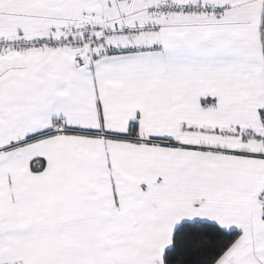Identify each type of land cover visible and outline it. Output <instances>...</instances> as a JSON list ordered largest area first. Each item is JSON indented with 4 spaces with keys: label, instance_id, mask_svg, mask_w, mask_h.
Returning a JSON list of instances; mask_svg holds the SVG:
<instances>
[{
    "label": "crops",
    "instance_id": "obj_1",
    "mask_svg": "<svg viewBox=\"0 0 264 264\" xmlns=\"http://www.w3.org/2000/svg\"><path fill=\"white\" fill-rule=\"evenodd\" d=\"M77 24L141 50L1 47ZM263 192L264 0H0V264H163L198 222L238 233L215 264H264Z\"/></svg>",
    "mask_w": 264,
    "mask_h": 264
},
{
    "label": "built area",
    "instance_id": "obj_2",
    "mask_svg": "<svg viewBox=\"0 0 264 264\" xmlns=\"http://www.w3.org/2000/svg\"><path fill=\"white\" fill-rule=\"evenodd\" d=\"M225 9L219 4H175L172 2H165L160 6L154 8L157 15L165 14L171 16H217ZM160 26H153L148 31L156 34L159 32ZM136 30L124 28L122 30L108 31L105 29H98L92 27L90 24H77L66 27L60 32L58 37L53 39H45L44 37H34L28 35H18L12 38H7L1 42V47L6 50L24 49L27 47H42L50 44L55 47H65L74 49L76 52L75 64L76 68L82 69L88 62L95 61L96 58H101L109 55L113 51H138L140 46L129 45H115L107 47V43L113 40H118L123 36L133 37ZM61 129L60 127L58 128ZM264 198V192L262 193Z\"/></svg>",
    "mask_w": 264,
    "mask_h": 264
},
{
    "label": "trees",
    "instance_id": "obj_3",
    "mask_svg": "<svg viewBox=\"0 0 264 264\" xmlns=\"http://www.w3.org/2000/svg\"><path fill=\"white\" fill-rule=\"evenodd\" d=\"M237 236L236 231L224 230L216 223L182 224L164 252L163 264H215Z\"/></svg>",
    "mask_w": 264,
    "mask_h": 264
}]
</instances>
